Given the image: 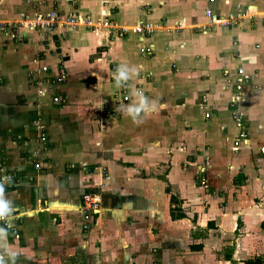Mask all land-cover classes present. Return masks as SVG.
<instances>
[{
	"label": "crops",
	"instance_id": "obj_1",
	"mask_svg": "<svg viewBox=\"0 0 264 264\" xmlns=\"http://www.w3.org/2000/svg\"><path fill=\"white\" fill-rule=\"evenodd\" d=\"M39 1L37 14L86 13L128 32L56 30L48 41L68 38V48L53 44L45 60L22 27L21 43L0 35V197L11 205L0 264H264V131L248 116L264 93V18L253 15L264 16V0ZM11 8L4 19L25 13ZM143 23L155 27L148 37L134 31ZM239 65L250 78L233 111L225 72ZM61 67L53 103L40 90ZM141 97L148 107L133 119ZM91 191H102V210L84 231Z\"/></svg>",
	"mask_w": 264,
	"mask_h": 264
},
{
	"label": "rangeland",
	"instance_id": "obj_2",
	"mask_svg": "<svg viewBox=\"0 0 264 264\" xmlns=\"http://www.w3.org/2000/svg\"><path fill=\"white\" fill-rule=\"evenodd\" d=\"M86 1L87 0H66V2H68L69 4L64 2V1L61 4L66 3V4H68V7H82V6L84 7ZM96 1L99 3V5H103V7H107V6L111 7L110 5H113L111 2H109V0H96ZM249 1L253 2V0H249ZM249 1L244 3V1L242 0V2L244 4H253V3L249 2ZM43 2L45 3V5L48 4L47 7H59L57 5L52 6L51 3H50V0H49V2H48V0H43ZM129 2L130 1L126 0V4H128ZM39 3H40L39 0H0V35H3V38L6 37V36L9 39L12 38L11 40H13L14 43H15V41H18V40H19L18 42L21 43V42H23V39L26 37V35L23 36L21 34V32H20V28L22 27L21 29L22 30L24 29L23 31H25V33L28 32L27 33V35L29 34L28 37H30V38L32 37L33 39H36L37 42H39V44H41V47L38 48L37 51H35V54L39 53L37 55H39L40 59H42L43 58L42 56L45 54L46 55L45 57L47 59L49 57V55L53 52L52 49H51V48H53V44L56 46V49H59L60 46L65 47L64 49H67L68 48V45H67L68 43L66 41H67L68 38L67 39H63L62 41L60 39L59 43H58V41H53V42H52V40L48 41L47 36L52 35V33H48L46 31V29L44 28V26H42L43 24H41L40 22L45 23L44 20L47 18V14L51 13L52 11H57V10L56 9H51V10L49 9L48 11H44L41 14H37L34 11V7H38ZM226 4H229L228 1H226ZM8 7H10V8H8ZM11 7H22V10H24L25 13L24 14L23 13H19L18 16H16V12H15V16H14L15 18L4 19L5 14H6L5 12H7V9L8 10L12 9ZM135 7H138V5L136 3H135ZM251 11H253V10H251ZM57 12H59V11H57ZM240 12L241 11H239L237 13L235 18H239V16H240L239 13ZM243 12H246V11H243ZM243 12H241L240 14H242ZM61 14L64 17L79 15V14H76L74 12H71V13L62 12ZM255 14L258 15L257 18H260V20H261V18L262 19L264 18V16L261 17V15H259V13L257 14V12L253 11V15H255ZM85 15H87V14L86 13L80 14V17H84ZM245 18L247 19V23H248L247 27L249 29H252V28L254 29L255 35H252V36L254 38L258 39V37L261 36L259 34V33H261V30L259 29V26L257 24H255L256 21L252 22V24H251L250 22H248V21H251V20H249L250 18L249 19L247 17H245ZM93 20H95V19H93ZM242 20H244V18ZM95 21H97V20H95ZM263 21L264 20H262L260 22V25H261V23H264ZM222 22L223 21H219L218 20V23H222ZM137 25H135V26H137ZM31 27H34V28H31ZM82 27L86 28V29H90V28H87L85 26H82ZM222 27H225V26H222ZM247 27L244 26V30H248ZM90 30H92V29H90ZM106 30H107V28L103 29L104 32ZM92 32H93V30H92ZM262 37H264V35H262ZM50 39H51V37H50ZM11 40H8L7 43H11L10 42ZM9 46H11V45H9ZM102 52H104V51H102ZM53 63H54V61L52 62V64ZM45 66H47V65H45ZM45 66H42L41 68H44ZM113 68L114 67H112V70L115 71ZM35 75H36V68H33V69H31L29 71V74H28V77H27L28 78L27 81H29V82L31 81L30 85H35L36 86L35 83H39L40 80H38V79L35 80V77H36ZM48 77H49V75L47 76L46 79H44L42 81V83H44L45 85H46V83L48 84V82H47L48 81L47 80ZM59 83H56V84H52L51 83V86H49V84H48L46 88L43 86V89L40 90V95L43 96V97L44 96H48L50 98V100H52L51 102H53V103L56 102L55 98H58L59 99L58 102H61L63 100V98L61 97L62 95L57 93V87H58ZM61 85H62V83H61ZM64 87L65 86H63V88ZM261 99L262 100L260 102L255 103L256 106L254 108H252V109L250 108L251 112H249L248 116L251 115L253 117L254 121H256V120L261 121V126H262L261 129H262V131H264V93L261 95ZM64 104H65V102H63V104L61 106H63ZM89 109H90V111L95 113L98 108H96V106H94V105L92 106L91 102H90L87 105V108H85V111H88ZM102 110H104V109H102ZM251 116H250V118H251ZM245 117H247V116L245 115ZM193 216H194V218L191 217L190 219L192 220V222H194L196 224L198 222L197 221L198 217L195 216L194 214H193Z\"/></svg>",
	"mask_w": 264,
	"mask_h": 264
},
{
	"label": "built area",
	"instance_id": "obj_3",
	"mask_svg": "<svg viewBox=\"0 0 264 264\" xmlns=\"http://www.w3.org/2000/svg\"><path fill=\"white\" fill-rule=\"evenodd\" d=\"M210 2H214L215 0H209ZM206 16L212 17L215 19L214 13L211 9L206 10ZM217 21V20H215ZM43 24L44 28L48 33H52L58 29H63L62 36L66 37L69 33L76 31L79 27L85 26L93 30V32H97L100 34L104 28H107L110 35L115 37L125 36L128 30L126 28L119 27L117 23L111 21L109 18L99 19L97 21L93 20V18L89 15H85L84 17H80V15L64 17L60 12L52 11L47 14V18L44 20ZM34 28V27H31ZM155 30V27L151 23H143L134 27V31L139 34L141 37L150 36ZM147 52H152L151 48L148 47L146 49ZM47 70V68H44ZM225 77L227 79V86L231 88V94L229 97V107L233 110H237V106L244 99V89L249 81V75L246 72L245 68L242 65H239L235 69V73L231 75L230 71L225 72ZM66 79V70L61 67L59 69V73L56 81L64 82ZM227 88V89H228ZM125 101H129V96H124ZM57 103L59 99L55 98ZM235 118L238 123L239 128L243 132V136L246 135L244 131L243 121L235 112ZM243 127V128H242ZM43 129V127H42ZM46 136L41 134V143L43 145L46 144ZM261 152L264 153V148H261ZM39 167V165H36ZM202 184L206 185V180L202 179ZM102 200L103 194L102 191H91L87 192L83 195L82 199V209H83V218L84 225L83 230L88 231L93 226L95 217L98 216L102 210ZM2 222L5 221V217H1ZM80 264H86L85 262H81Z\"/></svg>",
	"mask_w": 264,
	"mask_h": 264
},
{
	"label": "clouds",
	"instance_id": "obj_4",
	"mask_svg": "<svg viewBox=\"0 0 264 264\" xmlns=\"http://www.w3.org/2000/svg\"><path fill=\"white\" fill-rule=\"evenodd\" d=\"M127 76H128V70L124 66H121L118 69V73L116 75L117 84L119 85L122 79H127ZM147 107L148 105L145 98L141 97L139 106L137 107L129 106L127 111L129 115H131L133 119H135V114L140 111V108L147 109ZM10 213H11L10 202L5 198L0 197V216H8L10 215Z\"/></svg>",
	"mask_w": 264,
	"mask_h": 264
},
{
	"label": "trees",
	"instance_id": "obj_5",
	"mask_svg": "<svg viewBox=\"0 0 264 264\" xmlns=\"http://www.w3.org/2000/svg\"><path fill=\"white\" fill-rule=\"evenodd\" d=\"M180 216H182V217H183V215H180Z\"/></svg>",
	"mask_w": 264,
	"mask_h": 264
}]
</instances>
